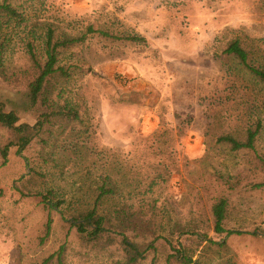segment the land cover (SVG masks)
<instances>
[{"label": "rangeland", "instance_id": "374dc122", "mask_svg": "<svg viewBox=\"0 0 264 264\" xmlns=\"http://www.w3.org/2000/svg\"><path fill=\"white\" fill-rule=\"evenodd\" d=\"M11 3L25 20L1 32L9 37L1 101L22 103L38 74L28 43L43 64L49 28L55 39L86 36L59 49L64 74L49 87L80 120L55 130L53 147L43 148L42 133L11 148L5 164L13 133L0 124V264H42L63 244V264H129L123 233L141 249L156 247L136 264H264V187H254L264 180V83L224 53L238 37L264 66V0ZM38 109L20 111V122L33 124ZM259 122L254 150L217 141L244 140ZM104 183L116 189L97 205L110 231L88 241L75 225ZM220 197L229 200L225 228L241 234L214 231ZM121 208L145 226L124 229Z\"/></svg>", "mask_w": 264, "mask_h": 264}, {"label": "trees", "instance_id": "16d2710c", "mask_svg": "<svg viewBox=\"0 0 264 264\" xmlns=\"http://www.w3.org/2000/svg\"><path fill=\"white\" fill-rule=\"evenodd\" d=\"M24 17L19 13L18 9L11 3V0L0 1V76H5V59L4 52L9 41V37L5 34H1L4 27L9 28L13 22L21 24L24 21ZM88 33L99 32L103 35L110 36L108 32L97 31L93 27H88ZM86 35L79 37H64L62 39L54 38V29L49 28L45 36V61L40 63L36 58V54L33 51V46L28 43V53L34 67L38 68V74L33 81L29 83V87L24 92V100L22 103L16 101H1L0 100V124L13 133V138L8 144L2 149L3 163L7 161L9 150L13 147H18V151L27 148L34 138L39 137L42 133L47 135L46 138L42 139L43 148L47 146L53 147L52 137L54 131H61L59 134L64 133L66 130V122L76 123L80 120V113L74 105L64 101L63 104H58L57 101L51 99L52 90H50L51 78L55 74L61 72L64 74V70L57 66L58 54L60 48H66L75 45L78 42L84 40ZM132 40H144L143 37L137 35L128 36ZM224 53L233 55L240 60V62L261 82L264 83V66L256 65L251 59L250 51L244 46L240 38L236 37L227 42L224 49ZM10 104L9 109L5 108L7 104ZM36 110L35 122L33 124L27 122H20V111L26 113L27 111ZM261 123H257L255 127H250L247 130L246 138L244 140H238L232 135L224 134L221 135L217 141L230 144L233 150L239 149H255V140L259 134ZM57 140V136H56ZM262 166L264 169V159H262ZM255 188L264 187V180L262 182L254 184ZM116 189L109 183H104L99 186L98 193L94 201L93 208L81 218L80 221L76 222V228L78 233L88 241H95L102 237V234L109 232L110 230L105 228V218L97 215V205L106 195L114 194ZM1 194V193H0ZM229 200L226 197H220L212 206V215L214 219V231L218 234L226 233L227 235L241 234L243 231L226 229L225 221L228 217ZM118 217L122 220V227L125 229L134 228L142 229L145 225H138L137 220H134L136 213L125 208H121L116 211ZM148 221V225H149ZM46 234L48 235L51 230V219L48 218L46 223ZM256 232H253V234ZM121 244L123 250L127 255V263L136 264L138 261L145 258V254L150 249H155L153 242L141 249L140 245L136 242L131 241L123 233ZM65 254V244L61 245L59 249L46 258L42 264H47L55 256L58 262L63 264V256ZM191 262V260H188ZM150 264H155L154 260Z\"/></svg>", "mask_w": 264, "mask_h": 264}]
</instances>
